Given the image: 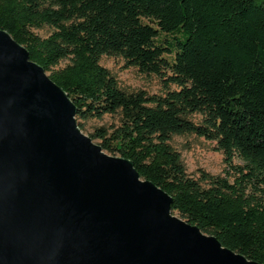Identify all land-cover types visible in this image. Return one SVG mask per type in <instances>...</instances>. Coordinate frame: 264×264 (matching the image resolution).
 Here are the masks:
<instances>
[{
    "label": "trees",
    "instance_id": "obj_1",
    "mask_svg": "<svg viewBox=\"0 0 264 264\" xmlns=\"http://www.w3.org/2000/svg\"><path fill=\"white\" fill-rule=\"evenodd\" d=\"M44 25L48 36L32 31ZM0 28L68 94L76 121L121 115L108 136L93 133L102 150L130 159L172 212L264 264V0H0ZM102 55L159 75L166 93L120 88ZM186 133L216 141L226 177L203 174V187L186 173L168 144Z\"/></svg>",
    "mask_w": 264,
    "mask_h": 264
},
{
    "label": "water",
    "instance_id": "obj_2",
    "mask_svg": "<svg viewBox=\"0 0 264 264\" xmlns=\"http://www.w3.org/2000/svg\"><path fill=\"white\" fill-rule=\"evenodd\" d=\"M76 106L0 28V264H261L79 128Z\"/></svg>",
    "mask_w": 264,
    "mask_h": 264
},
{
    "label": "rangeland",
    "instance_id": "obj_3",
    "mask_svg": "<svg viewBox=\"0 0 264 264\" xmlns=\"http://www.w3.org/2000/svg\"><path fill=\"white\" fill-rule=\"evenodd\" d=\"M145 21L148 22L147 20ZM32 31L40 37H46L53 31V27L44 25L41 28H33ZM66 62V60H63L58 66H63ZM99 62L114 76L119 87L126 91L144 90L148 94L158 95L166 93L159 75L142 73L134 66L126 67L124 60L119 56L102 55ZM46 73L49 74V72ZM169 89H176V86L169 85ZM187 118L196 124L202 122V115L199 113L188 114ZM77 122L80 123V130L89 136L94 143L100 145L101 139L93 137V133H95L97 128H104L108 136L115 128L120 126L121 115L119 113L105 114L101 118L77 119ZM168 144L179 153L186 173L197 180L203 187L209 186L203 174L219 177L227 176L224 156L222 151L216 150V141L207 140L193 133H186L171 135ZM103 151L109 154L105 150ZM232 163L234 165H242L243 161L235 156L232 159ZM229 172L230 176L228 179L231 182L237 174L232 169ZM172 213L179 216L176 211Z\"/></svg>",
    "mask_w": 264,
    "mask_h": 264
}]
</instances>
